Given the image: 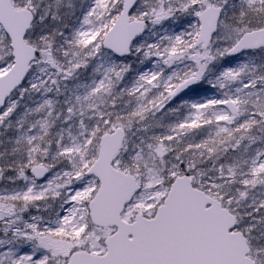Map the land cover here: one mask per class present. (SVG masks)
<instances>
[{
    "label": "snow or ice",
    "instance_id": "1",
    "mask_svg": "<svg viewBox=\"0 0 264 264\" xmlns=\"http://www.w3.org/2000/svg\"><path fill=\"white\" fill-rule=\"evenodd\" d=\"M0 264H264V0H0Z\"/></svg>",
    "mask_w": 264,
    "mask_h": 264
}]
</instances>
